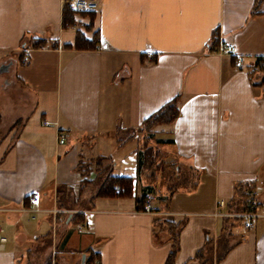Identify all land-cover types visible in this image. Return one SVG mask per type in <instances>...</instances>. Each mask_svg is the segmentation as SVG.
<instances>
[{
	"label": "crops",
	"instance_id": "1",
	"mask_svg": "<svg viewBox=\"0 0 264 264\" xmlns=\"http://www.w3.org/2000/svg\"><path fill=\"white\" fill-rule=\"evenodd\" d=\"M96 1L64 22L62 0H0V94L15 110L6 119L0 105V264H23L26 239L56 229L70 258L62 264H163L170 242L164 232L154 236L162 216L184 221L176 264H200L194 254L207 242L212 255L228 247L218 264H264V215L246 227L247 211L234 205L236 186L246 183L264 203V85L253 66L264 55V0ZM78 32L90 42L96 32L98 41L77 47ZM224 44L235 51H221ZM174 97V121L140 130ZM126 130L194 177L171 195L165 180L146 183L139 140L116 137ZM84 151L132 176L133 194L95 196L97 171L82 182L78 168ZM126 159L134 173L126 174Z\"/></svg>",
	"mask_w": 264,
	"mask_h": 264
},
{
	"label": "trees",
	"instance_id": "2",
	"mask_svg": "<svg viewBox=\"0 0 264 264\" xmlns=\"http://www.w3.org/2000/svg\"><path fill=\"white\" fill-rule=\"evenodd\" d=\"M90 11H83L80 12L82 14H86ZM74 14L75 12L70 10L67 6L63 5L62 16L63 20L74 22ZM88 14V13H87ZM86 27H89L88 25ZM97 33L95 32L92 36L91 42L86 40L84 35L78 32L76 37L75 45L77 47H84V46H91L95 42L98 41ZM217 38L214 37L212 46L214 43H217ZM43 41L35 42V45L41 44ZM253 66L255 69H258L262 72V76L258 78L257 82L264 85V55H258L254 59ZM250 77L252 82L255 83V75L253 72L250 73ZM177 97L170 99L169 101L165 102L158 110L153 112L151 115L146 117L140 126V130L148 131L154 124L157 123H170L174 121L180 114V111L177 107ZM138 160H137V167L138 171H140L144 166V152L142 150L137 151ZM102 159H106V157L102 156ZM175 166V164H173ZM175 171H179V167H174ZM80 169V168H79ZM81 174L84 176L82 182L87 181V174L88 169L84 171L80 169ZM100 177V178H99ZM96 179L99 181V186L96 191L95 196H130L133 194L134 190V179L130 175H115L112 172V162L104 164L101 168L97 169L96 172ZM175 180L174 178H172ZM169 178V180H172ZM179 185L175 184L169 188L170 195L174 191V188ZM193 188V187H192ZM254 193L253 185L246 184H238L236 186V200L234 201V205L241 209V211H257L263 206V202L257 201L254 197L248 199V194L250 192ZM169 198V197H168ZM167 197L161 198L163 202L169 201ZM138 208H144L146 203L148 202L147 196H141L136 199ZM154 225L157 228V231L154 232V236L156 239L158 238V232H164L166 235V239L170 242V250L165 258L163 264H176L175 257L179 250V232L182 226L184 225L183 220H174L166 216H162L157 218L154 221ZM211 244L207 242L206 246L202 249H199L194 254V257L199 260L200 264H218V262L223 258L225 252H227L228 247H224L221 250L215 252L214 255L211 254L210 248Z\"/></svg>",
	"mask_w": 264,
	"mask_h": 264
},
{
	"label": "rangeland",
	"instance_id": "3",
	"mask_svg": "<svg viewBox=\"0 0 264 264\" xmlns=\"http://www.w3.org/2000/svg\"><path fill=\"white\" fill-rule=\"evenodd\" d=\"M91 20H92L91 18L89 20H85V23H87L86 26L90 25ZM0 75L2 77L3 74H0ZM1 88L2 86L0 84V89ZM11 88H12V91L14 90L17 91L16 88H13L12 86ZM9 97L10 96L8 95L0 94V103H1L0 105L2 106L1 111H2L3 117H5L6 119L9 116H12L15 114V110L12 106V102H9ZM7 102H9V106H7ZM25 114L27 113H25V111L23 110V113L21 115L22 121L24 119L26 120V116L28 117V115H25ZM36 116L38 119V114H36ZM118 132L116 133V137L118 138V141L121 144L127 142V140L130 138L137 137L138 139V136H136L135 131L133 132V131L126 130V131H121L119 133ZM132 134H133V137H132ZM101 137L104 140H107V141L109 140V138L103 137V135H101ZM138 140H139L138 144H140V148L144 152V166L142 168L141 174L146 183H152L154 184V186L157 187L158 185L162 184L163 180H165L164 181L165 185L167 183L169 186H174L175 184L177 185L180 184L179 182H183L187 178L192 179V177H194L195 173L191 172L188 168H186V166H181L179 171H175L174 168L171 167L170 161L172 159H175L173 154L166 152L163 148H158L155 146L153 147L151 145H148L147 141L144 140L143 138L141 139L142 141L140 139ZM135 144L136 142L134 141L133 145ZM101 157L102 156H99L98 154H94L93 152L84 151L82 152V154H79L78 168L82 169L83 171L85 169H88V172H90L91 170L97 171L98 168H101L104 164H107L110 161V159H102ZM124 163L126 164V170H127L126 174L135 172L134 165L128 164L130 163V160L126 159ZM169 177L170 179L174 178L175 180L173 179L168 180ZM96 183H99L98 179H96L95 183L93 184H96ZM86 184L87 183H85L84 185ZM138 186H139V182L137 184V187ZM94 188H95V185L92 186V189ZM251 197L255 198L253 191L248 194V199H250ZM55 234H56V238L60 237L59 231L57 232V229H56ZM55 234H51L49 238L47 237H44L43 239L38 238V240H35L32 237H28L24 245H26V248H28V250L30 249V251L28 253L27 252L21 253V255L23 256V264L25 262L26 264H62L61 261L65 257H67L68 259L69 255L66 254L64 250L60 249L56 245L54 241V236H53ZM234 240H236L235 237L229 238V242H233ZM210 246H211L210 248H212V250L210 249V252L211 254H213V250L215 249L213 248L212 245ZM72 260H74V257H72V259L69 260V264L72 263Z\"/></svg>",
	"mask_w": 264,
	"mask_h": 264
},
{
	"label": "built area",
	"instance_id": "4",
	"mask_svg": "<svg viewBox=\"0 0 264 264\" xmlns=\"http://www.w3.org/2000/svg\"><path fill=\"white\" fill-rule=\"evenodd\" d=\"M62 3L67 6L70 10L75 13H80L83 11H93L97 8L96 0H62ZM221 51L230 53L235 51V46L232 44H224L221 46ZM59 141L62 142L63 138H59ZM29 201L34 204L37 202V193L33 192L29 195ZM219 205H223V201H219ZM264 215V204L259 211H247L242 213L240 216L244 219V225L249 227L252 225L253 220L260 216ZM1 231V229H0ZM6 238L4 235H0V249L4 247Z\"/></svg>",
	"mask_w": 264,
	"mask_h": 264
},
{
	"label": "water",
	"instance_id": "5",
	"mask_svg": "<svg viewBox=\"0 0 264 264\" xmlns=\"http://www.w3.org/2000/svg\"><path fill=\"white\" fill-rule=\"evenodd\" d=\"M7 67V64H2L1 66H0V70L1 69H5Z\"/></svg>",
	"mask_w": 264,
	"mask_h": 264
}]
</instances>
